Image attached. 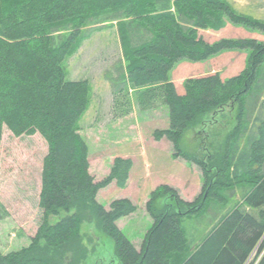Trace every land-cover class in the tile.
Masks as SVG:
<instances>
[{
  "label": "trees",
  "instance_id": "1",
  "mask_svg": "<svg viewBox=\"0 0 264 264\" xmlns=\"http://www.w3.org/2000/svg\"><path fill=\"white\" fill-rule=\"evenodd\" d=\"M114 21L125 55L114 79L116 103L128 112L131 85L143 88L142 108L166 105L170 123L156 129L154 139H169L176 155L200 165L205 177L193 200L167 183L151 191L146 209L153 223L140 248L117 223L138 206L128 197L115 198L108 207L98 200L99 191L113 182L127 186L133 161L116 156L109 172L96 179L79 132L90 82L67 79L64 65L90 36L89 25ZM228 21L264 32L263 20L238 13L228 0H0V154L5 127L16 136L39 133L49 147L39 197L43 221L28 246L0 250V264L57 263L46 250L75 241L90 218L114 240L119 264H246L255 250L252 264H264V105L256 101L250 112L245 101L264 62V41L224 37L208 42L200 34L222 29ZM230 49L249 50L247 68L225 80L219 72L188 77L184 92H178L170 79L178 62L204 61ZM230 103L237 105L235 125L222 152L201 157L189 151L186 132ZM238 187L242 199L217 212L200 241L190 240L182 218L226 204Z\"/></svg>",
  "mask_w": 264,
  "mask_h": 264
},
{
  "label": "rangeland",
  "instance_id": "2",
  "mask_svg": "<svg viewBox=\"0 0 264 264\" xmlns=\"http://www.w3.org/2000/svg\"><path fill=\"white\" fill-rule=\"evenodd\" d=\"M228 1L238 13L264 21V0ZM87 29L91 32L90 36L83 40L74 55L66 58L64 65L67 79H88L90 82V102L79 120V132L89 147L90 169L96 179H101L109 172L114 158L121 156L119 154L130 152L139 155L145 147L151 153L149 149L154 144V131L166 128L170 123L169 109L162 103L142 108L140 97L143 88L130 85L127 93L131 106L128 112L122 113L125 111L122 108L127 106H118V96L113 92L114 79L119 75V68L125 59L118 22L93 23ZM200 34L208 42L224 37H249L264 41V32L231 21L219 30L201 29ZM248 57L249 50L230 49L204 61L184 59L174 66L170 79L175 82L178 92L183 93L188 77L219 72L225 80L247 68ZM122 98L120 101L125 102ZM245 101L250 112L256 101L264 105V62ZM236 112L237 105L230 103L213 114H207L203 125L186 132L184 139L188 150L198 152L201 157L210 153L220 154L227 132L235 125ZM161 145L157 143V146ZM48 150V143L41 134L16 136L7 127L4 128L0 154V250L4 253L28 246L43 221L39 197L43 161ZM156 153L155 159L151 156L149 166L145 167L144 161L143 164L137 162L127 190L113 184L101 189L98 196V200L107 207L113 199L122 195L135 197L133 202L138 209L122 218L119 226L137 248H140L153 223L146 202L151 191L158 186L154 187L155 176L161 178L162 183L175 187L186 200L195 199L205 182L200 165L184 161L182 156L176 155L174 148L171 151L157 150ZM210 169L215 175L217 170ZM137 186L142 187L143 193H139ZM241 199L242 189L238 187L235 198L226 204L214 203L207 212L183 217L181 223L189 239L200 241L209 231L216 213L227 210ZM54 220L55 217L51 216L50 221ZM79 232L75 241L59 249L46 250V254L56 260L55 264H119L114 240L99 228L95 218L82 222ZM256 253L257 250L246 264L254 262Z\"/></svg>",
  "mask_w": 264,
  "mask_h": 264
},
{
  "label": "crops",
  "instance_id": "3",
  "mask_svg": "<svg viewBox=\"0 0 264 264\" xmlns=\"http://www.w3.org/2000/svg\"><path fill=\"white\" fill-rule=\"evenodd\" d=\"M162 143V145L159 147V146H157V143ZM146 148V147H145ZM143 149V150H141V152L139 153V155L138 154H131L130 152H126V153H123V154H119V155H121V156H123V157H129V158H131L132 159V161H133V165H132V169H131V171H130V177H129V181H128V184H127V186L126 187H124V188H121V189H123V190H127L128 188H129V186H131V180H132V173H133V170H134V168H135V166L138 164V163H142L143 164V161H144V163H145V167H146V165L147 166H149V162L151 163V161H150V159H151V156H153V158L155 159L156 157H154L157 153H156V151L157 150H162V151H166V150H168V151H171L172 149H173V144H172V142L169 140V139H167V138H162L161 140H155L154 139V144L152 145V148L151 149H149L150 151H151V155L149 154V152H148V149ZM181 157V156H180ZM183 158V157H182ZM184 159V161H188V160H186L185 158H183ZM138 162V163H137ZM157 177L158 176H155V178L157 179ZM154 178V180H155V182H154V187L156 186V185H159L160 183H162V181H161V178H158L157 180ZM170 183V182H169ZM115 185L116 187H118L117 185H116V183H111L110 185H108V186H111V185ZM107 186V187H108ZM142 186V185H141ZM140 186V188L137 186V189H138V191H139V193L141 194V193H143L142 192V187ZM153 187V188H154ZM120 188V187H119ZM153 188H151V189H149L148 190V194H149V192L153 189ZM103 189V188H102ZM132 190V189H131ZM100 192V191H99ZM147 194V192H146V196L148 195ZM98 196H99V193H98ZM122 197H128V198H130L132 201H135V197H133V196H131V195H122ZM120 198V197H119ZM149 199V198H148ZM148 201V200H147ZM147 203V202H146ZM126 217V216H125ZM122 218H124V217H122ZM122 218H120L119 220H118V225H120V223H119V221L122 219ZM121 227V226H120Z\"/></svg>",
  "mask_w": 264,
  "mask_h": 264
}]
</instances>
